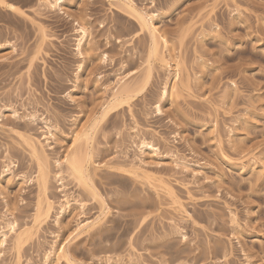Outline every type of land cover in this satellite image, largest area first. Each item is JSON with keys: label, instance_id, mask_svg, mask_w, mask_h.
I'll list each match as a JSON object with an SVG mask.
<instances>
[{"label": "rangeland", "instance_id": "obj_1", "mask_svg": "<svg viewBox=\"0 0 264 264\" xmlns=\"http://www.w3.org/2000/svg\"><path fill=\"white\" fill-rule=\"evenodd\" d=\"M5 1L0 264H264V0Z\"/></svg>", "mask_w": 264, "mask_h": 264}, {"label": "bare ground", "instance_id": "obj_2", "mask_svg": "<svg viewBox=\"0 0 264 264\" xmlns=\"http://www.w3.org/2000/svg\"><path fill=\"white\" fill-rule=\"evenodd\" d=\"M65 2H66L65 0H55L54 2L51 1L49 5H51V8L57 7V6H60V8H61L62 6H64V4H66ZM126 2L130 5V7L132 8V10L136 11L137 16H138V20H139V23H140V26L143 29L147 30L149 32V34H150V37H151V47H150V54H151V56H150V58L151 57L158 56V50H159L158 44H159V42L161 40H163L165 43H168V40H167L165 34L163 32H161L160 28L158 27L157 20L155 19L154 15L153 16L152 15L149 16L148 15L149 13H145L142 10L141 11L137 10L132 5V1L131 0H126ZM0 3H2V4L5 3L6 4L5 6H7L9 8V10H11V11H18L19 10L15 4L6 2L5 0H0ZM61 9H63V7ZM85 31L86 30H84V33H85ZM173 69H174V78H175V81H174V84L171 86V90L172 91L174 90V88L177 85H179V82L178 81H179V76H180V71H181L180 70V67H179V63L175 64V67H173ZM149 72H151V71H149ZM150 76H151V73L149 75H147L146 82L142 86L141 90L146 85V83H147L148 79L150 78ZM133 91H134L133 89L127 88L125 86H124V88L120 89L119 91H117V92L115 91L113 93L112 97H111L110 104H116V103L123 104V103L128 102L130 100V98L133 97L132 96ZM110 104L107 105V107L104 109V112L102 113L103 116H101V117L104 118L105 116H107V113L109 112L110 107H111ZM118 104H116L115 106H118ZM101 117H100V120H101ZM89 131L90 130L86 128L80 134H78L75 137V145L79 141L81 142V140H83V139L89 140V137H90V135H89L90 132ZM33 150H34L35 156L38 159V164H39V167H40L39 168L40 169L39 171H41L40 172L41 173V180L40 181L43 184L42 186L45 187V185H46V182H45L46 179L45 178L46 177H45V173H44L42 158L38 154V150L36 148H33ZM64 161L67 164V166L72 170V172L77 176V178L81 182L83 181V183H85L86 186L92 188V190H93V185H92V182L93 181H92V178H91V174H90V171H89V165H88L89 164V160H84V158H82L81 155H79V153H77V151L73 150L69 154H66L65 155ZM92 226H94L93 223L83 224L81 226V228H80V231H82V232L87 231ZM24 235H26V232L25 231L18 232V234L16 235L15 240H16V245H17L18 248L24 242V238H25ZM28 235H29V233H28ZM6 236H7V234L4 233L3 234V238H2V243H4L6 241ZM55 254H56V256L54 257V262H56V263H60V261L62 259H66V260H69L70 259V254L68 252V249H67V246H66V243L65 242H62L60 244V246H58L56 248Z\"/></svg>", "mask_w": 264, "mask_h": 264}]
</instances>
